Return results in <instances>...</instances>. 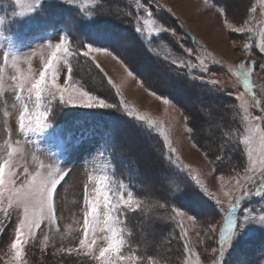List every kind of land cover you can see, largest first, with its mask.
Listing matches in <instances>:
<instances>
[{
	"label": "snow or ice",
	"instance_id": "6c2138e0",
	"mask_svg": "<svg viewBox=\"0 0 264 264\" xmlns=\"http://www.w3.org/2000/svg\"><path fill=\"white\" fill-rule=\"evenodd\" d=\"M40 2L41 0H16L17 12L20 15L30 13L40 5ZM63 2L72 5L74 9L79 8L77 15L82 20L94 23L93 17L104 16L103 13H97L96 15L88 14L85 17L84 6L78 5L77 0H63ZM151 2L152 0H146V2L134 0L135 15L133 16L132 12L126 13L132 19L135 41L130 43L126 34H112L108 38L115 41V46H101L96 42H86L79 35V43L74 44L65 32L54 47L51 44L48 45L51 51L43 62L38 76L30 72L14 76L13 80L18 81L16 99L22 104L17 118L18 128L25 137L29 133L43 132L53 126L54 118L58 114L57 107L61 109L85 107L106 109L111 113L119 114L146 145L154 138V135H158L162 138L164 151L153 153L154 161L171 176L178 178L166 195L168 199L175 202L171 207L172 215L169 220L174 221L179 228V236L176 239L183 243L186 257L184 264H200L198 258L195 260L188 258L198 257V254L188 241L184 218L196 224L201 222V217L190 214L183 206H176L179 201L188 200L193 194V189H199L204 196L214 201L216 215L221 216L219 221L204 216L202 231L208 240H212L214 235L217 237L216 247L211 248V264H222V259L232 245V241L240 235L247 223L254 222L264 226V206L259 209L258 215L254 208L241 207L243 201L253 196L264 200V99L257 97L253 82L258 61H239L226 69L237 79V84L231 87L241 89L235 93V99L239 102V110L243 112L244 128L242 134L237 131L236 135L239 136V144L243 145L247 163L242 174L234 169L235 175L227 179L223 175L219 177L223 197L221 198L216 192L208 189L189 165L181 161L178 150L173 147V142L166 134L162 122L130 105L122 96L120 86L107 76L101 65L96 63L93 55L103 53L117 61L127 77L136 80L149 95L162 100L165 106L171 105L175 109L176 105L173 101L176 100L177 94L184 93L185 108H195V111L187 112V114L181 111L185 124L190 125L189 134L194 133L197 128L203 130L205 127H212L213 106L217 97L222 95L229 86L221 85L219 79H206L205 76L210 64L221 62L210 55H199L198 49L186 47L184 37L179 36L175 28L158 22L154 18V13L149 7ZM49 3L56 6L60 0H49ZM254 11L255 7L249 8L248 19H244L237 26L228 19L226 6L219 8L228 32L241 34L247 38L243 49L251 53L255 48L260 54H264V25L254 26L251 23ZM145 34L147 37L166 41V43L152 47V40L146 39ZM257 36L258 38L253 40ZM193 41L199 45L194 38ZM161 46L168 51V54L162 58L157 51V48ZM174 49L186 55H173ZM193 56L196 63H193L191 59ZM9 58H11L12 67L17 68L19 72L18 55L4 51V66L8 65ZM81 58L94 66L102 80H106L110 88L114 89V95L105 94L101 89L75 78L76 65L73 60L79 63ZM161 60L162 63H160ZM138 64L144 65L143 71L137 70ZM65 67L67 75L63 77V84H61L58 81ZM183 69L187 71H177ZM259 69L261 73H264V63H259ZM197 70L199 75H194L193 73ZM3 71L4 68L0 67V82H2ZM145 81H149L150 86L146 85ZM25 92L27 99L34 101L32 109L23 98ZM110 95L111 98H109ZM229 95L233 93L230 92ZM253 109L258 111L259 115L255 114ZM91 134L93 133L88 132V135ZM70 137L71 133L67 134L66 138ZM102 139L105 148L110 146L115 149L119 146V140L111 130L103 132ZM9 149L7 159L0 161V209L4 211L5 220L9 222L12 214L16 213L17 222L14 227V238L8 245V251L3 259L4 264H25V245L28 240L35 239L44 225H47L49 230L59 227L56 202L59 194L58 186L67 179L70 171L60 166H46L42 161H38L34 172L24 167L23 173H18L16 169L19 164L14 157V150L11 146ZM132 150L131 146L123 149L125 153ZM203 154L207 159L209 153L205 151ZM33 160L36 161V157H33ZM220 160L221 157L217 156L215 161L210 160L209 163L215 164ZM21 175L24 179L19 182ZM179 177H184V180L180 181ZM93 179L92 175L87 176L88 181ZM95 184L94 192H89L88 184H84L83 235L79 239L78 247L60 249V251L69 253L76 251L78 255L86 258V262L91 261L92 264H144V258L131 248L126 239L125 229L121 227L123 221L120 219L121 215L127 211L140 210L141 201L136 198L130 186L123 182L117 183L106 174L95 178ZM257 185L259 187H256ZM254 188L255 191H253ZM158 206L165 208L166 204L161 203ZM238 209H241V213L237 212ZM147 260L148 264H156L151 255L147 257Z\"/></svg>",
	"mask_w": 264,
	"mask_h": 264
},
{
	"label": "rangeland",
	"instance_id": "374dc122",
	"mask_svg": "<svg viewBox=\"0 0 264 264\" xmlns=\"http://www.w3.org/2000/svg\"><path fill=\"white\" fill-rule=\"evenodd\" d=\"M129 1V4H131L132 0ZM142 1L145 2V0ZM152 1L155 3L156 1L162 2L168 10V17L171 14L175 15L185 30L202 40L198 41L199 45L195 48L198 49V54L202 56L210 55L221 62L216 66L220 69L207 72L205 77L207 79H219L221 85H228L229 90L235 96V93L239 89L238 87L233 89L231 85L237 84V79L231 76L226 69L236 65L239 61L247 62L254 59L252 51L249 53L243 49L247 38L241 34L228 32L223 23L224 17L219 13V7L213 6L209 0ZM229 1L223 0L226 5L228 19L239 26L244 19H248V9L252 8L253 5L251 0ZM44 3H49V0H41L40 5L36 6L32 12L20 15L17 12L16 0H0V67L4 68L2 82H0V161L7 159V154L10 150L9 146H11V149L14 150V157L19 164V167L16 169L18 173L22 174L24 167H28L30 172H34L38 161H42L46 166H60L70 171L67 179L58 186L59 194L56 202L57 223L59 227H53L49 230L48 226L44 225L39 230L35 239L30 238L28 240L25 245V264H92L91 261L86 262V258L78 255L76 251H72L71 253L60 251V249H76L79 239L83 235V213L85 211L83 201L84 184H88L89 192H94L96 187L95 178L101 175L106 174L117 183L123 182L124 174L128 175L132 172V175L136 177L135 173L137 171L133 164L130 163H134L136 160L139 162L140 172L143 173L140 178L141 184L146 187L147 192L156 191L162 194L165 193L168 189L167 187L171 185L170 183L175 177L166 173L161 165L155 163L154 156L152 155L153 152L151 153L147 148H144L146 144L136 136L132 127L128 126V124L126 125V123H122L120 120L113 123L115 127L114 133L120 139L119 144L125 143V148H120V145L115 149L110 146L105 148L102 133L108 129L105 128L103 121L99 119L94 120L92 117L74 116L64 126L53 123L50 129L39 133H29L27 137L20 133L17 118L19 111L22 109V104L16 99L18 81L13 80V77L18 76L20 73L28 74L29 72L34 76H38L43 62L51 51L48 45L51 44L54 47L60 36L64 35V32L58 29L54 32L35 35L34 32L29 30L27 33H30L27 36L19 32L18 26H16V31L14 32H6L4 27H8L10 21H18L22 22L24 32H26L29 29L26 20L30 22L34 19L42 26H52V22L48 18L44 19L41 17ZM230 3H233V6ZM77 4L85 5L86 7L88 0H77ZM111 4L119 9H121L119 5L127 7V3L120 2V0H114ZM112 5L109 6L112 7ZM258 9L259 12L252 13L251 23L254 26L264 25V0H258ZM167 20H170V18ZM175 22L172 24L173 28L176 29L179 36H183L179 30L180 28H178L180 25L177 27ZM125 33L127 34L128 32L125 31ZM128 41L131 43L132 39ZM4 51L18 55L19 61L17 67L19 68V72L17 68L12 67L11 58H9L7 66L3 65ZM160 51L164 55L168 53L167 49L162 46ZM93 55L96 58V63L101 65L107 76L111 77L112 81L120 86L124 99L140 112L161 121L166 134L169 135L170 140L173 142V147L178 150L181 161L189 165L195 174L199 175L202 182L207 185L210 191L216 192L223 198L220 191L221 181L219 177L223 175L227 179L235 175L234 168L224 172L214 169V165L209 163V157L206 159L203 154L204 151L196 146L191 139L184 122V116L181 115V109L176 104L175 109L171 105L165 106L162 100H157L155 96L149 95L145 91V88L141 87L136 80L127 77L121 65L111 57L103 53H95ZM191 59L193 63L197 62L195 56L191 57ZM90 68L91 70L92 68L95 70L92 65ZM85 69V72L88 73L87 68ZM137 70L143 71L144 65L138 64ZM95 71L91 73V79L94 81L98 78V72L97 70ZM194 73H198L199 75L198 70ZM66 75L67 69L65 67L58 82L63 84V77ZM253 76L255 79V81L253 80L255 91L264 99V73H261L258 68V71ZM148 83L150 82L148 81ZM96 86L99 88L98 85ZM99 89L102 90V88ZM177 97L183 100L184 94H177ZM23 98L28 102L29 108L32 109L34 101L27 99L26 92ZM237 104L239 109L238 101L236 102ZM78 108L90 110V108L85 107H69L67 109ZM190 111L192 110L190 109ZM253 112L255 113L254 109ZM238 115L239 124L241 122V128L238 131L242 134L244 128L243 112L239 110ZM197 131L198 135L201 136L202 131L199 128H197ZM88 132H92L93 134L88 135ZM69 133H71V137L66 138ZM156 136L162 142V138L158 135ZM130 146L133 147L130 153L135 156L136 160L129 157L127 155L128 152L125 153L123 151V149ZM33 157H36V161L33 160ZM244 157L242 162L236 163L237 167L235 168L241 174L247 163L245 153ZM118 168L121 170V175L116 178V170ZM162 169L163 171H161ZM88 175H92L94 179L88 181ZM23 179L24 177L21 175L19 182H22ZM181 179H184V177H181ZM188 179L190 180V177ZM124 184L127 185V183ZM256 187H259V185ZM253 191H255V188ZM198 197L201 203L198 204L197 210L202 212L200 215H203L200 218L201 222L193 224L186 217L184 218L188 241L192 249L198 254V257L188 258L193 260L198 258L200 264H211V248L216 247L215 240L217 237L214 235L212 240L204 237L202 221L205 219L204 216H209L214 221H219L221 216L216 215L214 201L204 196L199 189ZM139 200L141 201L140 207H145L146 203L144 200ZM161 203L159 199H152L147 203L146 209L149 211L157 210V216L151 213V216H146L144 221L142 217L140 227H144V229H141V233L145 237L143 243L150 246V252L152 250L157 251L152 256L156 264H184L186 257L183 251V243L176 239L179 236V228L174 221L169 223V215L164 213V208H159L158 206ZM262 206H264V200L261 197L255 196L243 201L241 205L242 208L256 209L257 215ZM237 212L241 213V209H238ZM16 216L17 214L13 213L10 222L6 221L5 213L0 209V264H4L3 258L8 251V245L14 238V227L17 222ZM160 218L162 219V224L169 223L171 225H168L167 228L163 225L164 229L159 228L158 222H160ZM165 229L168 230L167 233H165ZM261 237H264V226L254 222L247 223L240 235L232 241V245L228 248L222 259V264H250L248 261L252 260L253 255L258 258V264H264L263 253L259 249V242L256 241ZM202 240L204 241L203 243L201 242ZM101 243L103 242L101 241ZM150 252H148V256ZM148 256L144 257V264H148Z\"/></svg>",
	"mask_w": 264,
	"mask_h": 264
},
{
	"label": "trees",
	"instance_id": "16d2710c",
	"mask_svg": "<svg viewBox=\"0 0 264 264\" xmlns=\"http://www.w3.org/2000/svg\"><path fill=\"white\" fill-rule=\"evenodd\" d=\"M114 0H88V4L85 7L84 5V15L87 17L88 14L96 15L97 13H103L104 16L101 17H93V22H89L87 20H82L80 16L77 15L79 8L74 9L72 5H69L67 3H64L60 0V3L56 6H52L50 3H44L42 8V17L48 18L53 26H63L68 32L69 38L73 41L74 44L79 43V35L82 36L86 42L93 43L96 42L100 44L101 46H115V41L112 40L110 37L112 34H126L128 37V40L132 39V42L135 41V34L134 29L132 26V19L129 18L126 13L132 12L133 16L135 15V3L132 0L131 4H129V0H120V2L127 3V7H124L122 5H119L121 9L113 6L111 3H113ZM211 4L215 7H222L226 6L223 2V0H209ZM144 2V1H142ZM146 2V0H145ZM251 3L253 7H255V12H259L258 9V0H251ZM109 5H112L109 6ZM149 7L152 9L154 13V18L157 19L158 22H163L167 26L173 28V22L176 21V26L180 25L178 28L182 33V37H184V44L186 47H192L197 48V44L194 43L193 38L195 41L201 40L196 35H193V33L185 30L183 28V25L180 24V20L173 14L169 15L168 17V10L162 2H151L149 4ZM170 18V20H167ZM172 19V20H171ZM174 20V21H173ZM257 20V19H256ZM174 26V27H176ZM122 30V31H120ZM128 30V31H127ZM190 34V35H186ZM167 35V34H165ZM146 39L152 40V47H157V44L166 43L165 41L154 39L153 37L148 38L145 36ZM256 37L253 38L255 40ZM202 41V40H201ZM205 44V43H204ZM161 48V47H160ZM160 48H157L159 56L162 58L164 53L160 51ZM207 48V46H206ZM208 49V48H207ZM168 52V51H167ZM200 52V51H199ZM168 54V53H167ZM173 55H186L182 52H178L175 49L173 50ZM201 54V52H200ZM253 54V60L258 61L256 66V71H258L259 63H264V54H260L257 49L252 50ZM252 60V61H253ZM163 61L161 60L160 63ZM73 63L76 65V69L74 72L75 78L78 80H82V82L91 85L95 88H97L96 85H98L99 88H102L101 91H105L106 94H113L114 95V89H111L110 86L107 84L106 80H102V77L100 74H98V78H96V81L91 79V73L92 71H95L93 68L91 70L90 63L84 62L81 58V61L77 63V61L74 59ZM155 63V61H153ZM217 64H210L209 65V71L212 72L213 70H217L220 68L216 67ZM85 68H87L88 73L85 72ZM177 71H187L186 69L183 70H177ZM96 72V71H95ZM194 75H198V73H193ZM93 77V76H92ZM206 78V77H205ZM207 79V78H206ZM253 80L254 76H253ZM101 81V83H99ZM146 85L150 86V83L148 81H145ZM104 85V86H103ZM210 87V86H208ZM239 89V87H238ZM240 91V89H239ZM231 91L229 88L222 94L217 97V101L213 106L212 111V127L208 128L205 127L202 131L201 136L198 135L197 129L194 133L189 134L193 142L196 146L200 147L204 152L207 151L209 153V159L212 161H215L217 156L221 157V160L217 163H212L214 165V169L216 171L224 172L228 171L230 169H235L237 167L236 163L238 164L240 161L242 162L244 160V152L243 147L241 144H239V137L236 135V131L240 130V124H239V109L238 104L236 105L237 100L235 99L234 95H229ZM232 93V92H231ZM159 94V93H158ZM184 94V93H182ZM256 95L258 98L263 99L261 95L256 91ZM111 98V95L109 96ZM174 104H176L181 111L192 112L195 111V108L190 109L185 108L184 106V99L180 100L178 97H176V100L173 101ZM69 108V107H68ZM71 108V107H70ZM255 110V109H254ZM58 115L54 118V123H57L58 125H62L68 122V120L71 117L79 116V117H92L94 120H101L103 121V124L105 128L108 130H111L114 132V124L116 121H122V123H126V120L124 118H121L119 114L111 113L110 110L106 109H90L86 110L84 108H78V109H61L57 107ZM238 112V114H237ZM255 114L259 115V112L255 110ZM129 126V124H128ZM186 127H190V125H186ZM115 134V133H114ZM116 135V134H115ZM118 138L119 142L120 139ZM206 140V141H205ZM123 144V145H122ZM119 144L121 147H126L125 143ZM142 147V146H141ZM119 148V149H120ZM144 148H147L149 152L153 153H161L164 151V146L161 142V140L154 135V138L149 142L148 145H144ZM127 149V148H126ZM129 157L134 158L136 160L135 156L128 152L127 154ZM133 164L137 175L134 177L132 175V172L128 175L123 176V182L127 183L128 186H130L137 199H142L146 203L145 207H140V210L138 211H127L126 213L122 214L120 219L123 221L121 224V227L125 229L126 232V239L128 240L129 244L131 245L132 249L136 250V253L143 258L147 255L148 252H150V246L148 244H144L143 240H145V237H143L141 233V229H144L140 227V222L143 221L146 216H151L152 214H155L157 216V210L149 211L147 210V203L151 201L152 199H159L160 202L165 203L166 207L165 214L169 215V217L172 215L171 213V207L175 203L174 201L168 199L166 193L169 189H172L174 186V183L178 179L175 177L171 181V185L167 187L168 189L165 191V193H158L156 191L147 192L148 190L146 187L142 186L141 184V177L142 172H140V166L138 160L133 162H130ZM118 166V164H117ZM166 167V166H165ZM239 167V166H238ZM133 169V168H132ZM133 170V171H135ZM116 178H118L121 175V170L118 168L117 170ZM163 171V169L161 170ZM166 172V171H165ZM167 173V172H166ZM169 174V173H168ZM140 175V176H139ZM180 181H183L184 179H181L179 177ZM153 188V186H151ZM156 190V189H155ZM200 198L198 197V189H193V194L188 200L179 201L178 205L176 206H183L186 211H188L190 214L197 216L199 215L202 217V212H200L198 209V204H200ZM159 219V218H158ZM221 219V218H220ZM219 219V220H220ZM158 222V227L163 228V225L165 228H167L168 225H171L172 221L169 223H161ZM161 223V224H160ZM164 229V228H163ZM168 230L165 229V233H167ZM256 241L259 242V249L262 251L264 256V237H261L260 239H257ZM155 249V248H153ZM157 253V251L152 250L150 252V255L153 256ZM256 254V253H255ZM258 256V254H256ZM258 258H256L255 255H253L252 260L248 261L250 264H258Z\"/></svg>",
	"mask_w": 264,
	"mask_h": 264
},
{
	"label": "bare ground",
	"instance_id": "6f19581e",
	"mask_svg": "<svg viewBox=\"0 0 264 264\" xmlns=\"http://www.w3.org/2000/svg\"><path fill=\"white\" fill-rule=\"evenodd\" d=\"M230 1H231V0H230ZM230 1H229V2H230ZM234 3H235V2H234ZM230 4H232V6H233V3H230ZM235 4H236V3H235ZM236 6H237V5H236ZM236 13H237V12H236Z\"/></svg>",
	"mask_w": 264,
	"mask_h": 264
}]
</instances>
